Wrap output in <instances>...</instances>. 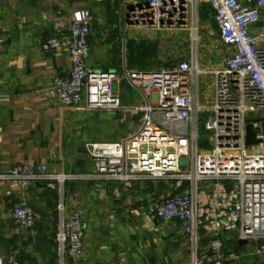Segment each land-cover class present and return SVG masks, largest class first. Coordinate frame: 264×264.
Instances as JSON below:
<instances>
[{"label":"built area","instance_id":"1","mask_svg":"<svg viewBox=\"0 0 264 264\" xmlns=\"http://www.w3.org/2000/svg\"><path fill=\"white\" fill-rule=\"evenodd\" d=\"M131 1L136 4L128 14L130 25L187 30L192 39L189 59L151 72L91 71L87 57L93 15L87 9L74 13L68 38L56 22L42 47L45 52L65 51L71 59L70 72L53 82L60 105L132 113L139 117L137 132L114 143L87 144L89 171L67 174L50 171L47 165L19 164L0 173V183L24 191L45 184L57 193L58 264H80L85 251L82 212L67 207L69 182L172 183L178 193L150 205L148 212L183 231L193 251L192 264L238 260L223 239L234 231L239 242L256 245L253 254L264 257V31L252 33L261 21L264 0L252 4L241 0ZM205 5L214 11L221 41L232 51L221 69L212 73L215 93L209 106L197 103L191 89L202 73L197 58ZM4 42L0 39V44ZM122 81L140 94L144 106H123ZM257 113L258 118L250 116ZM205 115L211 124V148L202 150L200 125ZM251 124L260 142L248 146ZM35 224V212L28 203H21L13 212V234H27ZM203 234L211 238L207 253L200 252ZM6 263L19 264L14 255L0 254V264Z\"/></svg>","mask_w":264,"mask_h":264},{"label":"crops","instance_id":"2","mask_svg":"<svg viewBox=\"0 0 264 264\" xmlns=\"http://www.w3.org/2000/svg\"><path fill=\"white\" fill-rule=\"evenodd\" d=\"M241 1L252 4L253 0ZM135 4L131 0H0V39H5L0 44V173L19 164L47 165L58 173L86 172L92 169L87 144L114 143L137 132L139 117L132 113L60 105L53 82L70 72L71 59L65 51L45 52L42 47L54 33L56 22L61 23L68 38L74 13L87 9L93 15L87 57L91 71L121 73L126 68L151 72L189 59L190 52L182 55L181 51L183 29H156L160 38L165 33L173 37V56L156 50V57H151L145 49L151 31L148 27H131L128 21ZM262 31L264 11L252 33ZM200 33L207 46L202 53L199 48L197 59L202 73L191 89L197 103L209 106L215 93L212 73L221 69L232 51L216 40L218 25L208 5L202 8ZM129 89L122 81L123 106H144L140 94L132 97ZM78 159L86 160L85 169L77 168ZM176 193V185L163 181L67 183V207L80 210L86 221L80 264H192L193 251L183 231L148 212L150 205ZM24 202L35 209L36 224L32 231L17 237L13 234V212ZM57 203V193L45 184L24 191L0 183V254L14 255L19 264H58ZM223 239L227 250L239 256L229 264H264V257L254 255L251 244L238 241L237 231L223 235ZM210 245L211 238L203 234L200 252L207 253Z\"/></svg>","mask_w":264,"mask_h":264},{"label":"rangeland","instance_id":"3","mask_svg":"<svg viewBox=\"0 0 264 264\" xmlns=\"http://www.w3.org/2000/svg\"><path fill=\"white\" fill-rule=\"evenodd\" d=\"M131 27H133V25ZM148 30L151 31V32L149 33L150 37L145 42L146 43L145 49L148 51V53L151 55V57L152 58L156 57L155 56L156 52L166 53L167 56L169 55V53L171 55L173 53L172 52L173 50H172V48H170V45L173 43L172 42L173 37L165 33V34H163V36H162V34H160L162 36V38H160V37H158L156 35L158 32H155L156 31L155 28H149L148 27ZM185 31L181 32L182 36H181V39H180V46H181L182 55H184V53H186V52H190L191 51V47H192L191 35H190L189 32H187V31L185 32ZM218 34H219V32H218ZM200 35L202 37V40H201V43L199 45V48H200V53H202L203 49L207 46V42H206V38L203 35V33H200ZM156 36L158 37V39H156L157 38ZM216 40L220 42V40H221L220 39V35L216 37ZM172 47H173V45H172ZM174 51H175V53H177V44L175 46V50ZM172 56H173V54H172ZM129 91L131 92L129 94L132 97H137V94H136V93H138L137 91H135L133 89H129ZM129 94H128V97H129ZM259 114L260 113H257V114H254V115H250V116H252V118L255 119V118L259 117ZM209 126H211L210 120H209L208 116L205 115V116H203L201 118V125H200V137H201V142L200 143H201V149L202 150L211 148V145L209 144V138L212 135V131L209 128ZM250 246L252 247V250H254L255 245L253 244V245H250ZM246 249H247V247H246Z\"/></svg>","mask_w":264,"mask_h":264},{"label":"water","instance_id":"4","mask_svg":"<svg viewBox=\"0 0 264 264\" xmlns=\"http://www.w3.org/2000/svg\"><path fill=\"white\" fill-rule=\"evenodd\" d=\"M262 128H263V131H264V123L262 125ZM247 133H248V135H247L246 144L248 146H252V145L258 144L260 142V141H258L256 139L255 128H254V126L252 124L248 126ZM85 165H86V160L85 159H78L77 162H76V166H77L78 169H81V170L85 169ZM33 211L36 212L35 209H33ZM84 217H85V215H83V223L86 222ZM241 244L244 245V244H247V243L241 242Z\"/></svg>","mask_w":264,"mask_h":264}]
</instances>
